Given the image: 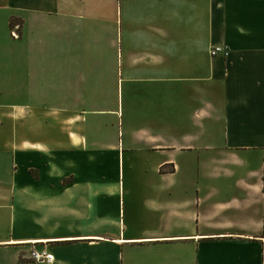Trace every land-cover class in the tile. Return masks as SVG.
Listing matches in <instances>:
<instances>
[{
    "label": "crops",
    "instance_id": "1",
    "mask_svg": "<svg viewBox=\"0 0 264 264\" xmlns=\"http://www.w3.org/2000/svg\"><path fill=\"white\" fill-rule=\"evenodd\" d=\"M0 264H264V0H0Z\"/></svg>",
    "mask_w": 264,
    "mask_h": 264
},
{
    "label": "built area",
    "instance_id": "2",
    "mask_svg": "<svg viewBox=\"0 0 264 264\" xmlns=\"http://www.w3.org/2000/svg\"><path fill=\"white\" fill-rule=\"evenodd\" d=\"M17 28H19V25H13L11 27V34L14 37H18L19 33L17 30ZM210 54L212 56H216V55H222V56H226L228 54V48L224 45H213L210 49ZM31 258L35 261H39V262H51L54 259V255L47 251L46 249H41V250H31Z\"/></svg>",
    "mask_w": 264,
    "mask_h": 264
},
{
    "label": "trees",
    "instance_id": "3",
    "mask_svg": "<svg viewBox=\"0 0 264 264\" xmlns=\"http://www.w3.org/2000/svg\"><path fill=\"white\" fill-rule=\"evenodd\" d=\"M13 26V25H12Z\"/></svg>",
    "mask_w": 264,
    "mask_h": 264
}]
</instances>
